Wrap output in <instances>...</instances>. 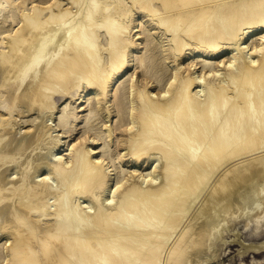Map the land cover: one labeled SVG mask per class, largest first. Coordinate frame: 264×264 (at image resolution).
Listing matches in <instances>:
<instances>
[{"label": "bare ground", "instance_id": "bare-ground-1", "mask_svg": "<svg viewBox=\"0 0 264 264\" xmlns=\"http://www.w3.org/2000/svg\"><path fill=\"white\" fill-rule=\"evenodd\" d=\"M72 100L106 120L66 143ZM262 220L264 0H0V264H207Z\"/></svg>", "mask_w": 264, "mask_h": 264}, {"label": "rangeland", "instance_id": "rangeland-1", "mask_svg": "<svg viewBox=\"0 0 264 264\" xmlns=\"http://www.w3.org/2000/svg\"><path fill=\"white\" fill-rule=\"evenodd\" d=\"M142 35V34H141ZM141 46H143V43L141 44ZM144 50V49H142ZM135 63V62H134ZM135 68V65H134ZM133 67L126 73L123 75V77L121 78L120 81H124L125 78L127 79L129 73H131L134 69ZM136 69H139V67H136ZM70 101V99L68 98L66 100V102ZM65 102V103H66ZM76 103L71 102L72 106H78L77 104V100L75 101ZM62 105H64V103H61ZM60 104V106L62 107V105ZM87 102H85V104H82L83 106H78L76 107V114H77V118L74 121V124H76L75 126V130L73 131V133L71 135H68L70 132H61L63 129L61 128L60 130L58 129L59 126H55L56 130L53 131L52 134H56L58 132V130L62 133V135H66L62 138V141L66 140L67 142H71L72 139L75 140L79 135H81L84 126H85V122L87 121L88 117L89 120L92 122V124H94V126L96 128H103L104 127V122L106 120V118L100 114H94V112H90V110L88 109L87 106ZM59 107V108H61ZM84 108V109H82ZM114 109V107L112 108V110ZM59 114V113H58ZM57 112L56 114L54 113L51 120L49 119L48 122L52 121L53 123L57 122V117L54 118L55 116L58 115ZM29 115V116H28ZM27 117H34L35 114L31 115L28 113ZM116 115V112L113 110L112 113V122L114 123V120L117 118V116H113ZM104 118V120H103ZM106 123H110V122H106ZM58 127V128H57ZM57 131V132H56ZM59 133V132H58ZM60 133V134H61ZM76 137V138H75ZM108 138L105 139V141H107ZM99 145H97L96 149L101 150L103 147L106 148V145H104V143L102 142V140H98ZM66 146V145H65ZM67 147V146H66ZM110 150L109 151H113V147L109 146ZM65 148V147H63ZM56 152V151H54ZM65 152L63 151L62 154H64ZM263 225H261L258 230H255L254 228V224L251 223L248 227H245V225L241 222H238L237 225L235 226L234 230L230 231V228L224 233L223 235V239L219 240L215 246L213 247V252L211 253L212 255V259L209 260V262L207 264H252V261H263L264 260V251H260V252H246L244 255H239L238 251L241 248L239 243H230V241L232 240L231 238L233 236L239 237L240 240H242V242H252V243H259L264 241V220H262ZM229 231V232H228ZM236 233V235H234L233 233ZM4 241V240H3ZM2 243H0L1 245ZM216 248V249H214ZM212 250V249H211ZM213 254H215V256L213 257ZM219 258V259H218ZM216 261V262H215ZM218 261V262H217Z\"/></svg>", "mask_w": 264, "mask_h": 264}]
</instances>
